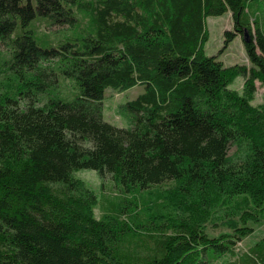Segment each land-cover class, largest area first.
Listing matches in <instances>:
<instances>
[{"label": "trees", "instance_id": "1", "mask_svg": "<svg viewBox=\"0 0 264 264\" xmlns=\"http://www.w3.org/2000/svg\"><path fill=\"white\" fill-rule=\"evenodd\" d=\"M263 2L0 0V264H264V240L235 250L264 221ZM226 13L247 64L204 53ZM217 211L237 221L209 236Z\"/></svg>", "mask_w": 264, "mask_h": 264}, {"label": "rangeland", "instance_id": "2", "mask_svg": "<svg viewBox=\"0 0 264 264\" xmlns=\"http://www.w3.org/2000/svg\"><path fill=\"white\" fill-rule=\"evenodd\" d=\"M32 3H35V0H31ZM261 9H264V2L262 3ZM229 14V13H228ZM223 14L221 16H210L205 19V28L208 34L207 41L204 44L203 50L207 56H218L219 61L225 66L233 64H247L246 55L244 52L242 40L237 37L232 42H230L224 50L223 46V32L225 30H231L230 14ZM230 89L240 91L242 88V79L240 77L235 78L230 84ZM68 88V85L66 89ZM143 87L140 85L134 86L131 89H128L122 93L107 89L104 92L105 98L103 100V119L110 123L113 126L126 128L128 123L126 119L120 115L117 111L119 105L134 99L138 94L142 93ZM264 89L261 87L257 88L254 100L251 102L252 105H258L261 102L262 93ZM20 103L10 106L7 108V113L18 112L20 110L26 109V103L22 100ZM4 117V116H2ZM1 120V118H0ZM75 176L82 180L86 185L93 189L98 195H102V192H105L103 195L115 196V191L112 189L109 179H101L92 170H82L75 173ZM104 187H109L110 193H106ZM119 194V192L117 193ZM225 211H228L225 208ZM95 217H99V211L97 208L94 210ZM216 219L213 222H208L206 225L205 233L209 236H217L222 232H228L229 224L228 220L234 218L237 221L235 216H225L223 212L217 211L215 214ZM247 226H250L252 229L251 235L238 241L236 243L235 250L238 254L246 251L248 248L252 247L254 243L259 240H264V221H260L258 224H253L247 222Z\"/></svg>", "mask_w": 264, "mask_h": 264}, {"label": "water", "instance_id": "3", "mask_svg": "<svg viewBox=\"0 0 264 264\" xmlns=\"http://www.w3.org/2000/svg\"><path fill=\"white\" fill-rule=\"evenodd\" d=\"M244 36H243V39L244 41H247L248 40V33L246 31H244Z\"/></svg>", "mask_w": 264, "mask_h": 264}, {"label": "crops", "instance_id": "4", "mask_svg": "<svg viewBox=\"0 0 264 264\" xmlns=\"http://www.w3.org/2000/svg\"><path fill=\"white\" fill-rule=\"evenodd\" d=\"M226 14H228V13H226ZM229 15V14H228ZM235 39H237V38H235Z\"/></svg>", "mask_w": 264, "mask_h": 264}]
</instances>
